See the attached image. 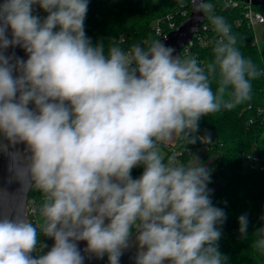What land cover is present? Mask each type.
Wrapping results in <instances>:
<instances>
[{
	"label": "clouds",
	"instance_id": "clouds-1",
	"mask_svg": "<svg viewBox=\"0 0 264 264\" xmlns=\"http://www.w3.org/2000/svg\"><path fill=\"white\" fill-rule=\"evenodd\" d=\"M192 3L217 36L205 64L159 40L106 52L86 36L88 0L0 4V151L26 146L9 153L12 170L42 196L30 210L38 224L26 212L0 215V264H84L78 241L120 264L134 233L135 264H227L217 245L226 215L210 199L209 171L160 146L177 137L194 144L200 119L251 100L262 73L213 4ZM34 5L47 16L34 15ZM15 46L27 60L3 54ZM238 222L246 238L247 215ZM256 234L264 253V228ZM41 236L54 241L44 254Z\"/></svg>",
	"mask_w": 264,
	"mask_h": 264
},
{
	"label": "trees",
	"instance_id": "trees-1",
	"mask_svg": "<svg viewBox=\"0 0 264 264\" xmlns=\"http://www.w3.org/2000/svg\"><path fill=\"white\" fill-rule=\"evenodd\" d=\"M165 1L170 2V0ZM155 2L156 0H88V11L84 22L86 36L93 44L103 42L105 46L118 45L124 50H129L133 44L143 45L145 43L137 41L132 34L126 39L121 38L115 41L114 35L110 34L115 32V23L119 17H125L134 8H142L143 13L148 12L154 7ZM191 2L192 0H179L178 5L163 16L168 17L160 22L163 34L172 31L169 28L170 23H175L177 28L190 15ZM207 2L214 5L215 14L223 16L231 25L233 33L238 38L237 47L243 56L250 58L262 73L264 60L254 29L246 23L241 26L236 23L243 16L242 8H228L224 0H207ZM255 8L264 14V5H258ZM148 13L153 15L151 12ZM183 13L186 14L183 16ZM33 14L41 19L47 16V13L38 5L33 6ZM205 20L210 24L207 18ZM130 30L132 29L128 31ZM208 34L209 43L206 46L196 44L181 58L192 56L201 64L210 62L213 59V41L217 38L212 26ZM159 38L155 29L154 40ZM252 86L251 100L232 110L222 109L202 117L198 131L191 134L195 140L198 135L209 136L210 148L206 151L203 163L209 159L212 161L208 169L211 173L210 183L207 186L210 189V199L213 206L223 209L226 215L224 222L217 225L221 231V238L217 241V245L219 251L227 256V264H264V253L255 247V241L259 239L256 231L264 228V171L247 172L243 157L244 154L252 152L264 158V123L256 119L254 124H248L250 119L257 117V109L264 107L263 73L252 81ZM212 88L215 91V83L212 84ZM189 147L191 144L178 137L172 149L167 150L165 157L175 155L177 163L188 164L194 154V152L184 151ZM143 170L142 165L133 168L132 178H139ZM216 184H223V186L219 190L212 191ZM30 198L35 199L39 205L42 196L38 190L31 188ZM244 214L249 221L246 238L241 237L238 222V217ZM50 239L41 236V242L45 245H49ZM46 252L43 248L41 254ZM35 256L36 253H33V257Z\"/></svg>",
	"mask_w": 264,
	"mask_h": 264
},
{
	"label": "water",
	"instance_id": "water-1",
	"mask_svg": "<svg viewBox=\"0 0 264 264\" xmlns=\"http://www.w3.org/2000/svg\"><path fill=\"white\" fill-rule=\"evenodd\" d=\"M244 2H251L253 5H264V0H242ZM4 0H0L2 4ZM192 11L190 15L174 30L169 32L166 36L159 38L165 45L171 46L176 49L173 53L174 56L181 55L186 45L192 41L194 35L198 33L200 27L205 22L206 17L203 13L196 12L193 3L191 2ZM8 36L11 38V30H8ZM5 56L12 57L11 63L15 62V59L20 58L27 60V53L20 46L9 47L3 50ZM14 76H18L19 73H13ZM33 108L34 105H29ZM207 137V136H206ZM209 138V136L207 137ZM7 144V141H3ZM25 145L18 144L15 147L9 145L7 152H4L3 167L0 176V215H9L10 218H14L17 212H26L28 218V201L30 197L31 188H24L21 182L15 177L12 170L13 161L9 153L24 152ZM29 219V218H28ZM79 249L84 256V261L88 264H92L91 261L85 256L84 249L86 248V242H79ZM33 256V253L31 254Z\"/></svg>",
	"mask_w": 264,
	"mask_h": 264
},
{
	"label": "rangeland",
	"instance_id": "rangeland-1",
	"mask_svg": "<svg viewBox=\"0 0 264 264\" xmlns=\"http://www.w3.org/2000/svg\"><path fill=\"white\" fill-rule=\"evenodd\" d=\"M179 0H156L154 7H152L148 12L153 13L151 15L148 12L143 13L142 8H134L131 9L132 11L127 14L125 17H119L116 20L115 23V32H112L110 35H114V41L119 39H126V37L130 34L133 35V38H135L137 41H142L145 44H147L149 41L154 40L155 36V29L157 27H161V20H164L163 17L169 10H172L174 6L178 5ZM182 2V1H180ZM190 5V4H189ZM150 23V27H149ZM162 28V27H161ZM129 29H132L128 31ZM254 32L256 35V39L258 42V47L261 51L262 58L264 60V24L256 25L254 27ZM135 36V37H134ZM111 46H105V51L107 52V49ZM2 139V138H0ZM177 138H174L171 142L162 144L161 152L165 156L167 150L172 149V147L175 145ZM198 160L201 162L202 166H204L207 170L209 169V166L211 165L212 161L211 159L207 160V162L203 163V159L206 157V153L203 150H196L193 154ZM3 157H4V151H0V176L1 171L3 167ZM194 160V157L190 159V162ZM179 163V162H178ZM209 171V170H208ZM211 173V171H209ZM223 184H216L212 191L219 190ZM210 190V189H209ZM79 242V241H78ZM54 244V241L50 239L49 245L45 247V250L48 251Z\"/></svg>",
	"mask_w": 264,
	"mask_h": 264
},
{
	"label": "built area",
	"instance_id": "built-area-1",
	"mask_svg": "<svg viewBox=\"0 0 264 264\" xmlns=\"http://www.w3.org/2000/svg\"><path fill=\"white\" fill-rule=\"evenodd\" d=\"M224 4L228 8H242L243 16L237 20L238 22H236L238 26H241L242 24L246 23L249 27L254 29L256 25L264 24L263 12L256 10L255 5H253L251 2H244L242 0H224ZM185 14L186 13H183V16ZM169 28L171 30H174L175 23H170ZM210 28H211V25L209 23H206V20H205V22L200 27L198 33L194 35L192 41H190L186 45L185 49L182 50L180 56L188 54L190 52V49H192L191 47H193L196 44L202 47L206 46L209 43L208 33H209ZM156 34L160 38L167 35V34H163V30L161 27L156 28ZM262 73L264 74V69ZM249 108L251 109V106H249ZM256 119L257 121L264 123V107H259L257 109V117H253L252 119H250L248 124L250 125L254 124ZM209 145H210V142L208 138H206L204 135H198L196 142L194 144H191V147L186 148V150L184 151L191 153V152H195L198 149L199 150L201 149L205 151L206 153V151L209 150L210 148ZM178 154H181V152H178ZM243 157H244V164L246 166L247 172L256 171V170L264 171V158H262L260 155L254 154L251 152L249 154H244ZM33 206H38L37 201L29 197V201H28V215L29 216L28 218L34 224H38V217L31 215V212H30Z\"/></svg>",
	"mask_w": 264,
	"mask_h": 264
},
{
	"label": "flooded vegetation",
	"instance_id": "flooded-vegetation-1",
	"mask_svg": "<svg viewBox=\"0 0 264 264\" xmlns=\"http://www.w3.org/2000/svg\"><path fill=\"white\" fill-rule=\"evenodd\" d=\"M79 242H77L78 247H80ZM130 244L131 247L123 250V255L120 258V264H135V256L137 255L138 251V246L135 243V233L130 238ZM85 256L91 261L92 264H108V258L106 255L103 258H97L94 255L90 256L88 253H85ZM84 264H88L87 261H84ZM165 264H168V262H165Z\"/></svg>",
	"mask_w": 264,
	"mask_h": 264
},
{
	"label": "crops",
	"instance_id": "crops-1",
	"mask_svg": "<svg viewBox=\"0 0 264 264\" xmlns=\"http://www.w3.org/2000/svg\"><path fill=\"white\" fill-rule=\"evenodd\" d=\"M257 44H258V42H257ZM259 46V45H258Z\"/></svg>",
	"mask_w": 264,
	"mask_h": 264
}]
</instances>
